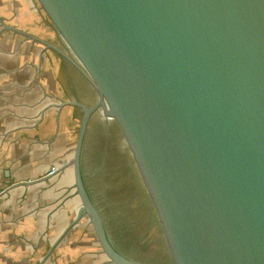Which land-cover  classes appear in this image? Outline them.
Segmentation results:
<instances>
[{"label":"water","instance_id":"95a60500","mask_svg":"<svg viewBox=\"0 0 264 264\" xmlns=\"http://www.w3.org/2000/svg\"><path fill=\"white\" fill-rule=\"evenodd\" d=\"M32 2L61 48L21 34L95 95L57 106L82 117L69 162L81 206L56 244L87 219L105 264H264V0ZM97 112L120 138L163 263L123 252L88 189Z\"/></svg>","mask_w":264,"mask_h":264},{"label":"crops","instance_id":"0c3cea01","mask_svg":"<svg viewBox=\"0 0 264 264\" xmlns=\"http://www.w3.org/2000/svg\"><path fill=\"white\" fill-rule=\"evenodd\" d=\"M21 33L61 48L32 0H0V264H105L87 219L56 244L81 206L69 162L82 117L57 106H89L95 95L72 66Z\"/></svg>","mask_w":264,"mask_h":264},{"label":"flooded vegetation","instance_id":"af4514ba","mask_svg":"<svg viewBox=\"0 0 264 264\" xmlns=\"http://www.w3.org/2000/svg\"><path fill=\"white\" fill-rule=\"evenodd\" d=\"M104 120L99 112L93 115L89 124L87 140L90 137V149L94 161L95 156L98 160L100 159L102 161V157L106 156V154L112 158L108 162L106 158L103 166V174L106 180L112 177L111 180L113 183L111 184L114 188L111 191L106 190V192H108V196L112 201L115 202L114 210L116 212L117 233L119 237L116 240L110 237L123 252L130 254L127 248L130 247L133 250L137 248L138 242L136 237L140 234L141 238H144L148 230V224L152 222V217L144 204L142 193H139L137 183H134L130 176V170L132 168L130 169L129 167L131 166L127 167V163L122 160L123 157L121 156L123 155L116 151L118 145L121 147L120 138L113 126L106 124V120ZM115 153L119 156H113ZM137 202H140V204ZM142 202L143 206H141ZM154 252L152 258L156 260L161 256V253L157 250Z\"/></svg>","mask_w":264,"mask_h":264},{"label":"rangeland","instance_id":"374dc122","mask_svg":"<svg viewBox=\"0 0 264 264\" xmlns=\"http://www.w3.org/2000/svg\"><path fill=\"white\" fill-rule=\"evenodd\" d=\"M94 99L90 100V103H92V101ZM101 120H103V119H101ZM106 124L111 125L108 121H106ZM106 127L109 128L107 125H106ZM90 143H91V141H90V137H89V140H87L86 144H85L84 156H83L85 180H86V183L88 185V189H89L90 193L92 194L103 218L105 219V222L107 223L110 236L114 240H116V239H118L119 235L117 233L118 232V225H117V221H116V219H117L116 218V212L114 210L115 202L112 201V199L108 196V192H106V190L111 191L114 188V186L111 184V183H113V181L111 180L112 177H110V178H108V180H106L104 177V174H103V166H104L106 158H107V162L111 161L112 158L106 154V156L102 157V161H100V159L98 160L96 158V156H95V161H94L92 158L93 154H92L91 149H90ZM120 145L122 148L118 145V149H116V151L123 155V156H121V157H123L122 160L127 163V167H128V166H130V164H129L127 155L124 151V148L121 144V141H120ZM116 155L119 156L117 153H115V155H113V156H116ZM129 168L131 169V167H129ZM130 176L133 179L134 183L135 182L137 183L136 177H135L132 169L130 170ZM115 182H116V180H115ZM137 186H138V183H137ZM138 190L140 193L141 190H140L139 186H138ZM137 203L140 204V202H137ZM144 204L148 208V205L146 204L145 199H144ZM141 206H143V202H142ZM148 212H150L149 208H148ZM150 215H151V213H150ZM151 217H152V215H151ZM151 221L153 223L151 222L148 224V230H147L146 234L144 235V238H141L140 234L137 235L138 236V237H136L137 242H138L137 248L133 250V249H130V247H129V248H127V250L130 252V254H132L135 257H138L140 259L147 260V261H154V262L158 263V261H156L154 258H152L153 254L155 253L154 251L157 250L158 252L162 253V255L164 254V252H163L160 240H159L158 230L156 228V225L154 223L153 218Z\"/></svg>","mask_w":264,"mask_h":264},{"label":"built area","instance_id":"2783aa9c","mask_svg":"<svg viewBox=\"0 0 264 264\" xmlns=\"http://www.w3.org/2000/svg\"><path fill=\"white\" fill-rule=\"evenodd\" d=\"M55 169L54 168H51V170H50V172H49V175H52V174H54L55 173Z\"/></svg>","mask_w":264,"mask_h":264}]
</instances>
